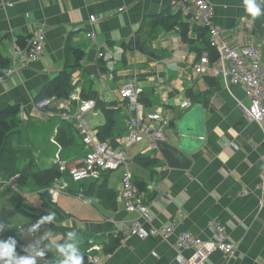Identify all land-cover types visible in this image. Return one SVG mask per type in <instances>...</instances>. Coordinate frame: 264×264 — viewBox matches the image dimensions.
Here are the masks:
<instances>
[{
    "label": "crops",
    "instance_id": "0c3cea01",
    "mask_svg": "<svg viewBox=\"0 0 264 264\" xmlns=\"http://www.w3.org/2000/svg\"><path fill=\"white\" fill-rule=\"evenodd\" d=\"M7 1L12 5L7 6L0 0V56L6 61L0 66L8 65L18 37H27L39 26L45 33L40 59L0 83V105L20 108L13 118L17 125L13 143L21 150L17 167L20 170L32 164L47 168L61 163L66 167L57 181L64 183L66 189L50 200V205L44 202L45 191L37 188L30 177L18 174L0 184V224L5 225L6 216L19 214L14 207L15 194H20L26 209L39 217L54 214L53 227L40 223L34 233L29 229L39 222L36 218H29L30 228L24 233H16L5 225L4 231L18 236L23 248L33 246L25 251L27 256L50 243L41 239L45 234L50 233V239L65 243L67 233L76 231L80 251L100 264H179L175 260L176 236L189 232L208 239L212 235L209 223L218 222L225 226L228 240L237 245L236 257L226 262L221 253L214 252L209 264H263L264 202L257 185L263 168L264 126L249 122L242 115L238 103L247 104L248 100L240 86H225L218 78L207 80L208 76H194L192 64L206 48L201 38L191 43L182 39L180 25L187 20L186 1ZM209 1L214 10V22L223 36L236 45L258 46L264 63V5H261L262 15L253 20L243 0ZM160 14L175 22V27L167 30L162 24H153L154 17ZM90 16H96L95 21H90ZM89 33L94 34V40ZM130 37L136 38L147 52L128 47ZM102 45L121 46L124 54L114 64V80L97 79L98 84L93 85V70L97 73L101 67L97 51ZM67 46L81 49L84 52L81 60L76 62L72 53H67ZM66 62L74 65L69 68L73 90L69 98L53 102L58 109L59 106L74 108L80 94L90 92L110 108L118 98V84L131 80L142 88L140 98L148 100L145 105L139 98L144 108L160 110L168 121L163 127L165 141L175 144L177 129H188L189 133L184 134L191 145L187 168H170L159 151L154 153L153 165L139 166L132 159L137 147L128 148L131 149L128 154L132 157L129 167L133 178L143 181L146 187L143 194L153 216L151 225L175 222L168 240L121 238L112 252L104 251L110 237L121 235V229L134 215L117 202L115 207L109 203L104 206L96 195L86 193L88 182L81 183L78 191L71 187L64 173L69 176L68 170L80 162L85 152L73 132L74 122L61 120L58 111L35 107L42 86L62 71ZM186 98L192 103L181 108ZM95 109V114L88 117H97L96 125L90 126L98 132L105 118L97 106ZM124 116L121 111L114 115L116 123L111 129L114 144L110 137L106 139L113 147L120 146L116 139L125 134ZM67 122L72 125V138L68 145L61 146L56 135ZM148 154L153 155V152ZM121 173L122 169H118L105 176L108 189L118 190ZM8 203L14 209L11 210ZM3 211L9 215H4ZM60 226L62 230L57 228ZM181 253L189 256L190 251ZM58 259L54 251H47L43 258L37 257V264H58Z\"/></svg>",
    "mask_w": 264,
    "mask_h": 264
},
{
    "label": "built area",
    "instance_id": "2783aa9c",
    "mask_svg": "<svg viewBox=\"0 0 264 264\" xmlns=\"http://www.w3.org/2000/svg\"><path fill=\"white\" fill-rule=\"evenodd\" d=\"M4 1L7 6L12 5L11 2ZM185 1L189 14V25L206 28L208 43L218 53L217 57L211 60L209 53L205 51L192 64L194 76L218 78L225 86H240L248 100L247 104L238 103L242 115L247 121L264 126V63L261 60L260 48L252 43L236 45L223 36L221 28L214 22V10L209 0ZM89 19L95 21L96 16H90ZM88 36L94 40L93 33H89ZM44 47L45 33L39 26L25 37L23 46H15L9 56L8 65L0 66V83L21 68L39 60ZM123 51L121 46L102 45L97 51V58L104 61V70L95 73V79L101 82L114 80V64L121 58ZM118 85V98L110 107L115 111L125 113L122 119L125 134L116 139L120 145L118 147H113L109 140H100L97 131L90 126L88 116L95 114V100L77 98L76 106L69 110L59 106L58 117L63 121L72 120L74 122V127L85 149L80 162L68 170L69 175L75 182H85L99 179L102 173L122 169L116 202L125 211L134 215L128 221L127 226L121 229L122 239L158 237L166 240L169 235H172L175 222L167 221L158 226L151 225L153 216L143 192L134 183L126 149L137 147L135 155H147L153 152L151 156L155 157L154 153L158 152L157 143L165 139L163 127L168 124V121L160 110L150 111L144 108L139 101L142 88L136 82L125 80ZM52 100L48 97L39 99L35 102V107L39 110H46ZM191 103V100L186 98L180 106L186 108ZM262 165L257 189L264 202V156ZM59 169L64 171L66 167L61 163ZM57 181L50 187L52 199L66 189L64 183ZM3 183L5 180L0 177V184ZM209 227L212 235L208 239H201L189 232H182L176 236L174 246L178 253L175 260L179 264H209V257L214 252L221 253L226 262L236 257L237 245L228 240L225 226L218 222H210ZM182 251H190L189 256L182 255ZM89 261L100 264L91 257Z\"/></svg>",
    "mask_w": 264,
    "mask_h": 264
},
{
    "label": "trees",
    "instance_id": "16d2710c",
    "mask_svg": "<svg viewBox=\"0 0 264 264\" xmlns=\"http://www.w3.org/2000/svg\"><path fill=\"white\" fill-rule=\"evenodd\" d=\"M153 24H162L167 30H171L175 27V22H172L170 18L167 16H156L154 17ZM188 25L187 23H182L180 25V32L183 41L191 43L192 38L188 35ZM195 33L198 35L197 38H201L205 44L206 51L209 53L210 59L213 60L217 57V51L211 47L208 43L207 35H206V28L197 27L195 28ZM25 37H18L17 43L15 45L23 46L24 45ZM66 51L71 52L75 58V61L78 62L81 60L84 52L81 49H73L70 46L66 47ZM101 62L100 70H104L103 60H99ZM6 61L0 56V65H5ZM70 67H74L68 65L66 62L65 68L60 71L53 79H51L47 84L43 85L40 89L39 93L36 96V100L48 97L52 98V103L58 99H67L70 97V94L73 90L70 84L71 74L69 71ZM207 80H211V78L206 77ZM80 100L86 99H93L95 100V106L97 109H100L104 115L105 123L103 126L99 128L97 132V136L100 140H106L107 138H111L112 144H114V137H111V129L115 125L116 120L114 115L116 113L115 110L111 108H107L106 104L99 101L95 98V93L90 92L81 95L79 97ZM140 100L143 104L148 105V100L144 99L141 96ZM76 106V105H75ZM51 106H48L49 109ZM72 108V107H71ZM46 109V110H47ZM20 108L18 106L12 105H0V177L7 181L10 178L20 174L26 177H30L33 180L35 186L43 191L44 193V202L45 204L50 205L51 197L47 193L49 187L61 178L63 171L59 169V166L52 165L51 167L47 168H39L35 165L29 164L23 167V169H18L17 167V160L19 155L21 154V150L18 146H15L13 143L14 137L17 132V125L13 121V118L16 114H18ZM69 122L65 123L64 128H59L56 140L61 146L68 145L72 138V128ZM133 161L137 163L139 166H150L156 162V159L149 154H137L133 157ZM110 172L102 173L99 179L88 181V186L86 189V193H91L92 195H96L102 202L103 205H109L111 207H115L116 205V195L117 191L114 189H108L106 184L105 176L108 175ZM134 183L138 187L140 191H145L146 187L143 181L134 178ZM14 207L20 211V213L24 215H29L31 218H36L39 221L42 219L37 214L32 211H28L25 207L23 208V197L20 194H15L13 196ZM45 227H53V223L51 221H45L42 223ZM61 228L62 227H57ZM9 237H13L17 243L15 247V252L19 256H27V253L23 251V245L21 241L14 235L6 233L5 231H0V241H7ZM122 236L117 235L115 237H110L109 243L104 247V251L106 253L112 252L118 245L121 240ZM84 255V264H95L92 261H89V257L87 254L81 252ZM0 264H3V261H0Z\"/></svg>",
    "mask_w": 264,
    "mask_h": 264
},
{
    "label": "clouds",
    "instance_id": "9594fccd",
    "mask_svg": "<svg viewBox=\"0 0 264 264\" xmlns=\"http://www.w3.org/2000/svg\"><path fill=\"white\" fill-rule=\"evenodd\" d=\"M245 10L251 15L253 20L262 15L261 5H264V0H243ZM54 214L43 217L36 225H33L29 229L30 233H34L39 227L40 223L45 221H53ZM83 227V226H81ZM5 225L0 224V231H4ZM51 234H45L41 239L50 240V243L39 251H35L34 254L28 256H19L15 252L17 241L13 237H9L7 241H0V261L3 264H37V257L43 258L47 251H54L59 259L58 264H84V255L80 251L79 240L76 231L68 232L66 235L65 243H59L54 239H50ZM71 241V242H67ZM33 246L30 244L27 248H23V251H29Z\"/></svg>",
    "mask_w": 264,
    "mask_h": 264
},
{
    "label": "water",
    "instance_id": "95a60500",
    "mask_svg": "<svg viewBox=\"0 0 264 264\" xmlns=\"http://www.w3.org/2000/svg\"><path fill=\"white\" fill-rule=\"evenodd\" d=\"M128 47L136 48L141 51L147 52L143 45L139 43L136 38L130 37L128 42ZM94 68V67H93ZM94 73L95 69L93 70ZM186 133H189L186 128L177 129V137L175 139V144L168 143L167 141H159L157 143L158 151L160 155L164 158L167 166L170 168H187L189 166V158L187 153L191 148L190 142L188 141ZM189 159V160H188Z\"/></svg>",
    "mask_w": 264,
    "mask_h": 264
},
{
    "label": "rangeland",
    "instance_id": "374dc122",
    "mask_svg": "<svg viewBox=\"0 0 264 264\" xmlns=\"http://www.w3.org/2000/svg\"><path fill=\"white\" fill-rule=\"evenodd\" d=\"M185 23H187V24H189V14H187V20L185 21ZM195 28H197L196 27V25H188V35L192 38V39H197V34L195 33ZM153 43H154V45H155V40L154 41H152ZM16 46V45H15ZM113 46V45H112ZM123 54H124V51H123ZM86 78H87V76H86ZM88 78H89V76H88ZM95 80V82H93L92 84L93 85H96V84H98V82L96 81L97 80V78L96 79H94ZM90 81V80H89ZM77 104V103H76ZM54 105V103H51V107L49 108V109H47V111L48 110H50V111H54V112H56V111H59L60 109H58L56 106H53ZM71 108V106L70 107H65V109H67V110H69ZM89 118V117H88ZM97 121H98V119H97V117H93V118H89V123L92 125V126H95L96 125V123H97ZM73 132H74V134H75V136L77 137V139H79V141H80V143H82L81 142V138H80V136H79V134H78V131L74 128L73 129ZM83 145V144H82ZM141 146V145H140ZM127 150V152L128 153H130V150L131 149H126ZM84 156V153H82L81 154V157H83ZM127 157H128V159H131L132 157H130L129 156V154L127 155ZM133 159V158H132ZM69 172V171H68ZM64 175H65V177H66V179L68 180V182L70 183V185H71V187H73V189H76V191H78V189H79V185L82 183V184H86V183H84V182H75V181H73L72 179H71V177H70V175L68 176L66 173H64ZM85 182H88V181H85ZM25 200V199H24ZM8 207H10V209L12 210V209H14L13 207H12V205L10 204V203H8ZM25 207H27V205H26V203L24 202L23 203V208L25 209ZM2 210V209H1ZM3 213H4V215H9L6 211H3ZM19 214H17V213H15V215H9V216H6L5 217V225L6 226H8V228L10 229V230H14V232H16V233H18V232H25V231H27L28 230V228H30V222L28 221L29 220V218L30 219H32V220H34L33 218H31L29 215H24V214H22V213H20V211L18 212ZM17 228H19V229H17ZM7 231V230H6ZM9 234H13L14 235V233H10L9 231H7ZM12 232V231H11ZM174 232V231H173ZM173 234V233H172ZM171 235H169L168 237H167V239L166 240H168V238L170 237ZM19 240H21L18 236H16ZM22 243V242H21ZM22 245H23V243H22ZM26 245V244H25ZM176 256V255H175ZM88 257H90V256H88Z\"/></svg>",
    "mask_w": 264,
    "mask_h": 264
},
{
    "label": "bare ground",
    "instance_id": "6f19581e",
    "mask_svg": "<svg viewBox=\"0 0 264 264\" xmlns=\"http://www.w3.org/2000/svg\"><path fill=\"white\" fill-rule=\"evenodd\" d=\"M113 72H114V69H113ZM51 187V186H50ZM50 187H49V189H48V193H49V195H50V197H51V193H50ZM59 195V194H58ZM57 195V196H58ZM51 200H54V199H52V197H51Z\"/></svg>",
    "mask_w": 264,
    "mask_h": 264
}]
</instances>
